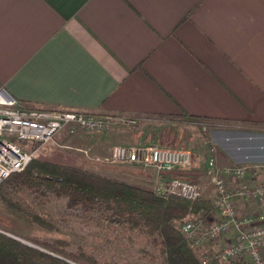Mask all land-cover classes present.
Wrapping results in <instances>:
<instances>
[{
  "label": "crops",
  "instance_id": "0c3cea01",
  "mask_svg": "<svg viewBox=\"0 0 264 264\" xmlns=\"http://www.w3.org/2000/svg\"><path fill=\"white\" fill-rule=\"evenodd\" d=\"M1 89L36 108L228 119L214 127L210 145L225 162L262 164L264 0H0ZM130 133L122 124L62 132L58 140L82 143L88 159L50 143L47 161L153 190L157 179L107 161ZM163 174L167 183L192 181L215 195L200 168ZM263 205L264 198L244 200L241 210Z\"/></svg>",
  "mask_w": 264,
  "mask_h": 264
},
{
  "label": "trees",
  "instance_id": "16d2710c",
  "mask_svg": "<svg viewBox=\"0 0 264 264\" xmlns=\"http://www.w3.org/2000/svg\"><path fill=\"white\" fill-rule=\"evenodd\" d=\"M151 116L196 124L207 140L210 126L232 124L228 119L196 116L185 110ZM209 148L219 166L234 165L225 162L228 159L224 151ZM18 191L30 192L47 204L61 203L66 214L84 219L109 237L139 244L154 264H203L176 221L192 215L206 219L216 212L212 198L207 196L190 199L177 191L158 194L86 169L33 159L24 171L12 174L0 185V201L49 231L58 227L22 202L16 196ZM24 238L32 245L0 231V264H120L84 246L74 247L64 238ZM208 264L248 263L241 259L231 262L213 259Z\"/></svg>",
  "mask_w": 264,
  "mask_h": 264
},
{
  "label": "built area",
  "instance_id": "2783aa9c",
  "mask_svg": "<svg viewBox=\"0 0 264 264\" xmlns=\"http://www.w3.org/2000/svg\"><path fill=\"white\" fill-rule=\"evenodd\" d=\"M119 120L135 125L137 119L101 116L74 110L36 108L21 104L6 90H0V185L17 172L24 171L33 159L44 161L43 145L56 141L65 132L76 134L79 130L100 133L110 130ZM109 163L142 164L154 168L159 174L190 167L194 161L190 150L156 145H116L107 158ZM264 175L262 164H234L219 168L214 174L216 195L214 205L216 220L210 226L203 225V218L196 216L182 222L181 231L197 248L213 242L219 249L209 250L201 256L203 264L216 259L231 262L244 259L248 264H264V205L256 211L243 212L244 200L264 198V180L250 184L256 176ZM227 178L240 180L231 188ZM158 194L177 191L187 198L200 196L199 185L175 179L158 185ZM217 243V244H216Z\"/></svg>",
  "mask_w": 264,
  "mask_h": 264
},
{
  "label": "rangeland",
  "instance_id": "374dc122",
  "mask_svg": "<svg viewBox=\"0 0 264 264\" xmlns=\"http://www.w3.org/2000/svg\"><path fill=\"white\" fill-rule=\"evenodd\" d=\"M120 124H122L123 128H127L128 131L131 132V140L129 139L126 142L127 144L120 145H156L190 150L194 156V161L190 167L200 168V170L202 169L205 173L204 179H206V183L208 184V186H211L212 190L215 192V171L225 166L220 165V167L217 164L218 161L216 160V162L214 160L215 158H213V156L211 155V150L209 147L211 146L210 143L211 133L214 129L213 126L209 127V139L207 140L206 135L199 129L198 125L192 123H183L177 120H168L161 117L147 116L144 117V119H137V123L135 125L127 124V122H125L124 120H119L118 123L115 124V126ZM81 132H84L85 134V131ZM69 142L70 140L66 139V141L62 143L57 138L56 141L52 142L51 144L55 145L58 150L63 151L64 153H71L75 156H81L88 159V150L84 146H82V143H80V146L77 147ZM41 151L44 152L46 156H48L49 153L52 152L48 144L43 145L41 147ZM97 159V161H102L100 158ZM110 164L119 165L116 168L123 171L133 172L145 177L157 179L158 183H156L153 191H155L158 185H165L167 183V181H165V175L159 174L154 168L150 166L120 162ZM263 180L264 175H260L253 178V180H249V182L253 185ZM187 182H190L193 185H197V183L192 181ZM227 182L231 188L238 187L240 184V180L236 178H227ZM200 193V195L212 198L214 203L216 192L215 195L214 193L204 194L203 191H200ZM16 196L31 209L37 211L42 216L47 217L50 222H53L58 227V229L53 231L43 229L37 224L33 223L24 214L9 209L4 203L0 201V231L9 237H12L29 245H32L31 242L26 240L24 236L35 237L42 240L64 238L70 241L74 247L76 245L84 246L88 249L93 250L98 255H104L105 257L111 260H115L120 264H154L152 257L145 254L139 244H135L132 241L124 242L119 238L109 237L104 233V231L95 229L89 222L85 221L84 219L75 218L66 214V209L61 203L47 204L41 199H36L34 194L27 191H18L16 193ZM256 200L258 199H254L253 202H256ZM246 212L249 211H245V213ZM216 216L217 209L213 215L202 220L203 225L205 227L210 226L211 223L216 220ZM195 217L196 215L188 216L184 220ZM184 220L176 221L180 229L181 224ZM187 238L191 240L189 237ZM223 242H225L224 238L219 241L218 245H213L212 242V244H205L201 248H195L197 249L198 254L201 258L204 252L219 249Z\"/></svg>",
  "mask_w": 264,
  "mask_h": 264
}]
</instances>
